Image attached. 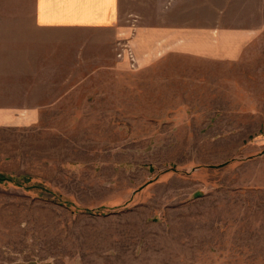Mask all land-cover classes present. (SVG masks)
Instances as JSON below:
<instances>
[{"label": "rangeland", "instance_id": "374dc122", "mask_svg": "<svg viewBox=\"0 0 264 264\" xmlns=\"http://www.w3.org/2000/svg\"><path fill=\"white\" fill-rule=\"evenodd\" d=\"M226 1L121 0L114 31H41L30 0H0V41H49L68 55L34 87L3 77L0 103L65 92L82 105L42 110L36 126L0 127V264H264V173L228 166L243 145L264 152V108H214L264 104V40L249 50L260 65L230 67L226 86L206 84L197 59L200 28L219 24ZM177 18L197 28L182 31L181 41L195 42L181 45L192 58L141 72L145 55L172 40L148 47L140 26ZM113 55L128 69L117 78L97 68ZM249 133L258 135L242 141Z\"/></svg>", "mask_w": 264, "mask_h": 264}, {"label": "crops", "instance_id": "0c3cea01", "mask_svg": "<svg viewBox=\"0 0 264 264\" xmlns=\"http://www.w3.org/2000/svg\"><path fill=\"white\" fill-rule=\"evenodd\" d=\"M32 7V26L36 30L51 31H75V30H94V31H114L118 28L121 21L120 4L121 0H30ZM175 0H173V5ZM217 13L221 15L218 25L208 26L200 31V38L207 41H202L201 53L197 56L199 60H204L207 64L206 68V84L216 87L226 86L227 72L230 67L238 68L243 63L252 62L259 63L260 55L252 56L249 52L250 48H257L264 40V0H227L226 4L222 3ZM236 12L243 13L245 17L243 21L238 17H229L228 15ZM173 24H159L158 26L141 25L140 29L149 32L146 33V40L144 41L148 47H152L158 43L159 39H169L172 41H165L163 53H148L143 59L144 64L141 67V72H148L156 68L170 69L174 67V62L180 63V58L191 59L193 54L190 51H181V45L184 44L186 48L191 47L194 41H181L182 31L184 35H190L188 31L197 28L191 26L183 27L179 23ZM231 22V23H229ZM219 31V41H211L212 33L210 31ZM170 35L172 37H170ZM0 41V87L3 86L2 78H16L23 79V85L26 87H34L37 84L34 79L52 77L53 63H61L68 59V55H63L62 44L59 45V50L49 41ZM182 45V46H184ZM11 48H10V47ZM144 56V55H143ZM196 55H194L195 57ZM201 58V59H200ZM76 61H83V55L79 52L75 55ZM202 60V61H203ZM174 61V62H173ZM98 65V69L111 70L112 76L117 78L122 73H127V65L123 61H119L116 55L111 57L108 63L104 66ZM172 63V64H171ZM167 64L168 68L164 67ZM246 65V64H245ZM258 67V66H257ZM51 71V72H50ZM210 72L214 74L215 79L220 81L213 82L210 80ZM224 78V81L222 80ZM4 81V80H3ZM17 85V84H16ZM20 85V84H18ZM68 85L70 83L68 82ZM72 87H77V84H72ZM116 88V87H115ZM30 91V90H29ZM221 94L224 91H219ZM67 98L65 92L54 100L46 101L38 104L31 97L26 99L24 104H3L0 103V127L2 126H16L29 127L36 126L41 119L40 111H57V110H80L81 104H70L64 100ZM3 99L0 98V101ZM131 102V101H130ZM250 106H245V103H234L230 107L226 105L215 106V109H263L264 104L252 101ZM160 109L163 106L158 107ZM244 116H246L244 114ZM247 117V116H246ZM248 118V117H247ZM35 124V125H33ZM240 123H238L239 125ZM243 132V131H241ZM258 134L249 133L242 136V141L246 139L249 141L251 136L256 137ZM60 141L64 140V136L55 137ZM264 138H256L258 142H263ZM48 141V140H47ZM251 143V142H250ZM262 143L250 146V144L243 145L241 150L242 156H239L241 161L229 162L228 166H247L251 168H260L259 173H264V152L261 150ZM252 152H256L252 156ZM252 177H248V179ZM264 188V185L260 186ZM236 189H240L239 186Z\"/></svg>", "mask_w": 264, "mask_h": 264}]
</instances>
